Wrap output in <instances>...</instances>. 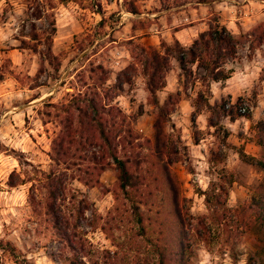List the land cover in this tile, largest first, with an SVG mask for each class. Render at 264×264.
I'll return each instance as SVG.
<instances>
[{
  "label": "trees",
  "instance_id": "16d2710c",
  "mask_svg": "<svg viewBox=\"0 0 264 264\" xmlns=\"http://www.w3.org/2000/svg\"><path fill=\"white\" fill-rule=\"evenodd\" d=\"M69 1L82 4L84 0L38 3L32 14L45 17L46 26L36 29L32 24L25 35L27 39L18 38L17 48L22 50L36 52L38 44H42L43 59L55 73L64 54L52 52L56 33L52 9L57 3ZM188 1L175 0L168 7H180ZM212 1L194 0L198 4ZM40 6L49 12L44 13ZM126 10L132 14L139 12L135 5ZM133 42L126 40L128 44ZM263 42L264 21L237 36L215 17L188 46L175 37L170 42L160 39L158 45L134 44L133 49L138 50L131 52L134 61L116 71L113 78L101 63L84 65L73 75L72 91H67L58 102H42L43 107L37 110L42 124H54L57 128L47 151L49 168L44 170L25 158L23 152L10 149L20 170L11 171L7 185L29 184L27 202L31 215L37 227L59 243L65 264H194L200 245L216 247L220 253L236 258V245L243 235L264 237V114L252 127L258 154L253 156L242 147L237 149L241 161L262 172L249 198L236 206L227 204L233 179L231 173L221 168L219 181H211L199 191L206 213L198 215L191 213V199L184 195L182 181L173 168L187 157V148L173 130L166 128L175 106L186 98L188 86L199 82L191 122L195 125L197 116L207 112L206 127L213 128L212 134L225 145L229 130L223 120L250 119L251 113L240 112V98L234 102L221 98L211 103L210 83L223 82L232 75L234 69L228 63L237 56L241 45L251 56ZM173 62L178 67L179 88L168 92L159 102L156 92L166 85L165 77ZM136 64L141 66L140 73L148 77L147 102L157 108L150 137L142 136L134 127L135 116L114 102L125 85L133 82ZM38 86L40 83L31 88ZM198 140L200 137H194V142ZM0 150L7 151L1 144ZM223 158L222 145L208 155L212 164ZM109 168L114 169L115 180L105 190L112 194L114 202L104 215L93 209L89 227L91 231L100 229L112 249L97 247L81 229L80 220L91 209V203L80 198L82 192L72 186L76 181L87 188H100L101 176ZM4 258L15 264H33L11 240L0 238V264H4ZM249 264H264V246L255 249Z\"/></svg>",
  "mask_w": 264,
  "mask_h": 264
},
{
  "label": "rangeland",
  "instance_id": "374dc122",
  "mask_svg": "<svg viewBox=\"0 0 264 264\" xmlns=\"http://www.w3.org/2000/svg\"><path fill=\"white\" fill-rule=\"evenodd\" d=\"M42 1L45 0H0V144L7 149L0 150V238L11 240L30 263L65 264L59 243L42 232L31 215L27 202L29 184L16 187L7 185L11 171L20 170L10 149L23 152L25 158L44 170L49 168L47 151L53 131L57 128L54 124H42L37 113L43 107L42 102L60 101L67 91H72L70 86L74 73L84 65L88 67L89 63H101L109 69L113 78L116 71L134 61L131 52L138 51L133 49L134 44L150 45L147 43L149 39H155V35L168 37L174 29L179 28L183 29L178 33L179 37L183 43H187L188 35L191 36L198 29H206L208 22L216 17L238 36L264 21V0H214L208 4L190 0L180 7H168L175 4V0L57 3L52 9L56 33L51 48L54 54H64L57 73L43 59L42 44H38L36 52L17 48L18 38L24 36L27 39L25 35L32 24L36 29L46 26L45 17L36 18L32 14L34 7ZM97 4L101 13L97 12ZM130 5L137 6L139 12H128L126 7ZM42 9L44 13L49 12ZM128 39L134 42L128 44ZM248 55L246 46L241 45L237 56L228 63L234 69L230 82L210 85L208 97L211 103L221 98L231 102L240 98V112L251 113L250 119L243 117L232 125L227 118L223 120L229 130L225 145L212 134L213 128L206 127L207 112L203 111L197 116L195 125L191 122L192 102L201 87L199 82L188 86L187 101L175 106L166 124V128L173 130L187 148V157L175 163L173 168L182 181L184 195L191 199L190 211L193 215L206 213L204 198L199 191L206 189L211 181H219L221 168L232 174L233 182L227 200L229 206L247 200L262 176V172L241 161L237 153L239 147L248 154L255 152L257 144L252 127L264 114V42L251 56ZM175 66L173 62L166 74L168 87L175 82L178 70ZM140 70L141 66L136 64V70L132 72L133 82L125 85L124 92L115 99V103L126 113L135 116L134 127L142 136L150 137L157 108L147 102L148 77ZM37 83L40 86L31 88ZM162 95V92H158L159 99ZM33 97L37 98L33 100ZM242 108L245 111H241ZM140 111L145 114L139 117ZM196 129H200V132H195ZM196 136L200 137L198 142H194ZM221 145L224 158L216 164L210 163L208 155ZM114 180L115 171L109 168L101 176L103 186L100 188H87L76 181L72 182V186L82 192L79 197L91 203V209L80 220L81 229L100 248L112 249L100 229L90 230L89 220L93 209L104 215L112 206L113 196L105 189ZM263 246L264 237L252 233H246L238 241L236 258L228 253H220L216 247L200 245L196 249L194 264H249V257L255 249ZM3 263L15 264L7 258Z\"/></svg>",
  "mask_w": 264,
  "mask_h": 264
},
{
  "label": "crops",
  "instance_id": "0c3cea01",
  "mask_svg": "<svg viewBox=\"0 0 264 264\" xmlns=\"http://www.w3.org/2000/svg\"><path fill=\"white\" fill-rule=\"evenodd\" d=\"M202 23H204V22H202ZM183 29H177V30H175L174 29V31H172V33H170L169 35H168V37H163V36H161V37H159L158 35H155V39L154 38H151V39H149V43H147V44H150V45H153V44H155V45H158V43H159V41H160V39H164L165 41H168V42H170V41H172V39L175 37V38H177L183 45H185V46H188L190 43H191V41H192V39L198 34V32H200V31H202V30H205V29H198V31L197 32H195V33H193V34H191V36L190 35H188L187 37H188V40H187V43H183L184 41H183V39H181L180 37H179V35H178V33L179 32H181ZM177 69H178V67H177V65L175 66ZM177 73H178V70H177ZM165 78H167V77H165ZM230 78H232L231 76L228 78V79H226L225 81H223V82H230ZM212 83H220V82H211L210 83V85L212 84ZM168 82H167V80H166V85L164 86V88L163 89H161V90H158L157 92H156V95H157V98H158V100H159V102H162L163 101V99L165 98V96H166V94L168 93V92H172V91H175V90H177L178 88H179V84H178V82H177V75H176V78H175V82L173 83V84H171L170 85V87H168ZM158 92H162L163 93V95H162V98L161 99H159V97H158ZM122 95V94H121ZM120 96V95H119ZM119 96H117V97H119ZM116 97V98H117ZM115 98V99H116ZM36 99V98H35ZM115 99H114V102H115ZM34 100V99H33ZM185 101H187V99L186 98H184V99H182L180 102H179V104H181L182 102H185ZM141 114V115H140ZM139 114V117L140 116H142V115H144L145 113L144 112H141ZM155 115V114H154ZM200 115V114H199ZM241 118H243V117H241ZM245 118V117H244ZM154 119V118H153ZM240 119V118H239ZM238 120V119H237ZM237 120H235L234 122H231V121H229V123L232 125V124H234ZM140 131H142V129H140ZM259 147H257V145H255V152H253V153H250V155H253V156H256L257 154H258V149ZM244 150V152L245 153H247L248 154V152L245 150V149H243Z\"/></svg>",
  "mask_w": 264,
  "mask_h": 264
},
{
  "label": "built area",
  "instance_id": "2783aa9c",
  "mask_svg": "<svg viewBox=\"0 0 264 264\" xmlns=\"http://www.w3.org/2000/svg\"><path fill=\"white\" fill-rule=\"evenodd\" d=\"M241 111H245V109H244V108H242V109H241Z\"/></svg>",
  "mask_w": 264,
  "mask_h": 264
}]
</instances>
